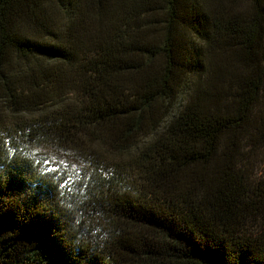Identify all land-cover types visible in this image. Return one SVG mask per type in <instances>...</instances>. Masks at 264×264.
Instances as JSON below:
<instances>
[{
	"label": "trees",
	"instance_id": "16d2710c",
	"mask_svg": "<svg viewBox=\"0 0 264 264\" xmlns=\"http://www.w3.org/2000/svg\"><path fill=\"white\" fill-rule=\"evenodd\" d=\"M263 152L264 0H0V264H264Z\"/></svg>",
	"mask_w": 264,
	"mask_h": 264
},
{
	"label": "rangeland",
	"instance_id": "374dc122",
	"mask_svg": "<svg viewBox=\"0 0 264 264\" xmlns=\"http://www.w3.org/2000/svg\"><path fill=\"white\" fill-rule=\"evenodd\" d=\"M44 151H46V152H48V153H50L49 151V149H44ZM262 158H263V156H264V152L262 153V155H260Z\"/></svg>",
	"mask_w": 264,
	"mask_h": 264
}]
</instances>
